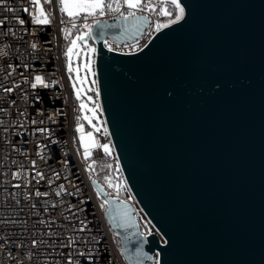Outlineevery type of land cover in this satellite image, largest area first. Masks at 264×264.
Here are the masks:
<instances>
[{
    "label": "water",
    "instance_id": "water-1",
    "mask_svg": "<svg viewBox=\"0 0 264 264\" xmlns=\"http://www.w3.org/2000/svg\"><path fill=\"white\" fill-rule=\"evenodd\" d=\"M180 4L183 19L135 51L104 43L138 37L131 18L100 19L103 39L93 24L101 112L159 233L120 227L95 185L132 264L138 247L160 264H264V0Z\"/></svg>",
    "mask_w": 264,
    "mask_h": 264
},
{
    "label": "built area",
    "instance_id": "built-area-1",
    "mask_svg": "<svg viewBox=\"0 0 264 264\" xmlns=\"http://www.w3.org/2000/svg\"><path fill=\"white\" fill-rule=\"evenodd\" d=\"M108 2H113V7L116 6L114 0ZM157 2L158 0H154V3ZM120 3L122 4V0ZM5 7L15 8L17 11L14 15L24 19L25 24L21 26L16 23L12 19L13 13L6 12ZM23 7H31L28 0H7L5 5L0 6V19L8 17V23L0 28V50H3L0 52V109H4L0 111V121L4 122L0 124V220L3 221L0 223V264H68L69 255L74 264H132L123 254L119 234L107 217L105 210L109 203L105 204L104 209H101L100 204L107 200L106 197L116 198V212L122 222L123 213L127 209L140 233L147 236L158 230L134 195L109 187L108 182L96 176L94 164L90 179L87 165L102 159L105 154L103 149L94 148L91 158L85 161L83 148L75 132L76 116L88 114L77 111L80 101L75 99L69 77L74 75L78 79L76 69H79L78 73L88 76L91 86L88 90L92 94L98 87L96 52L91 53L92 61L85 62L83 68L80 61L74 63L70 74L64 55L68 40H65L62 32L65 27L71 28L67 15H61L56 0H53L51 5H46L51 14V24L33 25L29 14L21 10ZM127 11L125 7L121 8L125 15ZM137 15L148 17L143 25V32L138 37L129 42L106 37L104 42L107 41L117 51H135L141 48L156 32L155 23L160 21L154 13L147 11L138 12ZM113 18H121L120 12L112 11L103 16L89 17L87 23L93 25L95 20ZM61 19L65 23L62 24ZM75 23L79 27L85 21L78 18ZM8 28L12 31L9 32ZM75 33L77 32L73 30L72 35ZM33 43L37 45L35 49L32 48ZM132 44L139 47L133 49L130 47ZM90 48L96 49V43L89 45L88 49ZM5 52L7 55L3 54ZM38 74L45 77L50 85L48 88H31L34 76ZM92 80H96L97 84L93 85ZM53 81L56 83L53 84ZM5 87L12 88L13 91L6 93ZM86 98V93L82 91L81 100L84 103ZM33 120L37 123L33 124ZM81 122L86 131L87 121ZM38 128L49 131L42 134L36 132ZM91 132L100 144L104 141L112 144L106 123L102 130ZM38 145L44 146L43 158L37 155L41 151ZM111 160L120 166L116 153ZM32 161L36 162L35 167L32 166ZM36 171L44 173V179H32ZM15 172H22L24 175L21 179H14L12 173ZM56 173L59 178H56ZM49 179L53 181L50 185ZM93 180L99 181L106 197L101 192L97 196V191L100 190L93 185ZM15 184H20L21 187H13ZM61 184L66 191L58 197L55 193ZM37 189L49 195L36 197L34 193ZM40 220L45 223H39ZM82 227L84 230L80 231ZM49 232L55 235H47ZM159 235L163 242L164 238ZM69 238L75 243L69 245ZM33 240L44 243L33 248ZM61 244L69 246L61 247ZM80 252H84L85 256H80ZM156 258L157 251L147 264H154Z\"/></svg>",
    "mask_w": 264,
    "mask_h": 264
},
{
    "label": "snow or ice",
    "instance_id": "snow-or-ice-1",
    "mask_svg": "<svg viewBox=\"0 0 264 264\" xmlns=\"http://www.w3.org/2000/svg\"><path fill=\"white\" fill-rule=\"evenodd\" d=\"M7 0H0V6L5 5ZM29 5L31 7H23L21 10L24 13H28L31 17V23L33 25H50L51 20V14L47 11L46 5H51L53 3V0H28ZM59 12L61 15H67L69 18V22L71 23V28L65 27L62 29V32L64 33L65 40H69V37L72 35L73 30L77 32V35L74 39H71L69 42V45L66 47V51L64 53L65 57L67 58V71L71 74L73 72V68L71 66L72 64V56L73 55H79V48L80 44L79 42H82L85 46H87V39H93L94 38V32H93V25L88 24L87 20L89 17L95 18L96 16H103L106 14V12H120V16L122 21L125 23V25H128L129 19L131 18V25L132 28L135 29L137 33L143 32V25L148 21V17L145 15H137L138 12L143 13L145 11L149 13L156 12L157 7L159 8L158 15L162 17H172L173 16V10L175 11L174 19H169L167 23H155L154 30L159 32L162 28L168 27L170 24H174L179 22L184 17V8L180 4V0H158V4H154V0H122V4L120 3V0H114L115 7H113V2H108V0H56ZM125 7L128 11L125 15L123 12H121V8ZM4 10L8 13H13L12 19L18 23L19 25H24L25 20L21 19L18 16H15L14 13L17 11L15 8L12 7H5ZM78 18H82L85 23L80 25L79 27L75 23V20ZM8 23V17H5L4 19H0V28H4L5 25ZM61 23H65L63 19H61ZM95 27L100 28V39L104 38L103 34V25L101 21L95 20L94 21ZM81 29H87V31H81ZM127 30V28L125 29ZM8 31L11 32L12 29L8 28ZM105 47L108 48L109 51H112V47L109 45L107 41L104 42ZM37 45L35 43L32 44V48L35 49ZM126 47H129L126 45ZM130 47L135 49L137 47L136 44H132ZM92 53L96 52L95 48L89 49ZM0 52H3V50H0ZM4 55H7V53H3ZM10 68H12V65H9ZM86 68H88V65H85ZM14 70V69H13ZM77 73L79 72V69H76ZM91 71V69H89ZM93 75H95L94 72H92ZM71 80V75H70ZM27 82V81H26ZM53 84L56 83L55 81L52 82ZM82 83V82H81ZM91 83L93 85L97 84L96 80H92ZM50 85L45 81V77L43 75H35L34 80L31 83V88L36 89L37 87L42 88H48ZM16 87H19V85H16ZM72 87L74 89L75 99L77 101H80L77 111L83 112L84 110H87L88 112L92 113V116L88 115H77L76 116V127L75 132L78 134L79 137V144L83 148V159L85 161H88L92 156V149L94 148H101L103 149V152L105 155H110L112 149L110 148L109 143L100 144L99 141L93 136V133L91 131L85 132L84 130V124L81 121H88V123L98 132L100 131L99 128H97L95 125L92 124V120L96 118V113L100 109V105L98 103L94 102V106L92 108H88V105L85 104L81 100V90L77 89L76 83H72ZM4 91L6 93H11L13 91L12 88L5 87ZM96 97L99 98V88L97 87L96 90ZM88 99L91 101L92 97H88ZM15 103V101H13ZM0 111H4V109H0ZM51 119V117H49ZM3 121H0V124H3ZM33 124L37 123L36 120L32 121ZM40 123H43V121H40ZM48 129L46 128H38L36 129V132L46 134L48 133ZM105 135H107V129L105 128ZM55 143V141H53ZM38 147L41 149V151L37 152V155L42 156V149L44 146L38 145ZM15 163V161H13ZM32 166L35 167L36 162L32 161ZM93 164H95V161H93L91 164L87 165V169L90 174L91 179V172L93 171ZM110 168L111 165H108ZM24 175L22 172H15L12 173V176L14 179H21V177ZM56 178H59V174H55ZM44 179V173L40 171H36L35 175L32 177V179ZM105 181L108 182L109 187H112L110 178L108 176L104 177ZM39 182V181H37ZM49 185L53 182L51 179H49ZM93 185L96 184V181H92ZM15 188H20V184L13 185ZM117 187V191H119V186ZM66 191L64 188V185H60L58 190H56V196H60L62 192ZM100 191H97V196H100ZM34 195L36 197L40 196H48L49 193L47 192H40L38 189L35 191ZM26 198H28V195L25 194ZM13 199H15V194L13 195ZM17 203L19 201L17 200ZM108 203L107 200H105L103 203L100 204L101 209L105 208V204ZM32 207H35V205H32ZM55 207V205H53ZM47 209H45L46 211ZM107 212V210H105ZM122 219L124 222L120 225V227L128 228V227H138L136 225L135 221L131 219V212L130 210H125L122 216ZM41 224H44V220L38 221ZM0 223H3L2 220H0ZM83 224V221H81ZM86 227V226H85ZM80 231H83L84 228L82 227L79 229ZM47 235H55L54 233H47ZM140 236H143L144 233H139ZM39 243H44V241H32V247L36 248ZM75 243L74 240L69 238V245ZM69 245L61 244V247H67ZM2 247V245H0ZM80 256H85L84 252L79 253ZM135 260L136 264H141L143 259H152V257H147L141 248H137L135 250ZM159 254H157V258L154 261V264H160L159 260ZM29 259H31V254H29ZM126 259H133V257H126ZM68 264H74L72 261L70 255L68 259ZM75 264H79V262H75Z\"/></svg>",
    "mask_w": 264,
    "mask_h": 264
},
{
    "label": "rangeland",
    "instance_id": "rangeland-1",
    "mask_svg": "<svg viewBox=\"0 0 264 264\" xmlns=\"http://www.w3.org/2000/svg\"><path fill=\"white\" fill-rule=\"evenodd\" d=\"M154 15H155L156 19L159 21L160 20L159 17L155 13H154ZM160 23H162V22H160ZM76 35H77V33L73 34L71 36V38H69L67 46L69 45L70 40L74 39ZM78 44H80L79 55H73L72 56V58H71L72 59L71 66L74 63H77L78 61H80L81 62V67L83 68V65L85 64V62H87L89 60L92 61L91 60L92 59V57H91V53L92 52L88 49V46L89 45L92 46L94 44V40L93 39L87 40V46H85L82 42H79V41H78ZM137 47H139V45H137ZM77 74L79 75V78L75 79L74 75H72L71 76V82L72 83L75 82L76 86H77V89L81 90V92L84 91L86 93V97L87 98H86L85 104L88 105V108H92L94 106V102L98 103L100 105L99 98L96 99L97 98L96 95L95 94H91L89 92V90H88L91 87L90 84H89L90 80H89L88 76L84 75V74H81V73H77ZM85 81H86V83H85ZM88 97H92V100L90 101L88 99ZM84 112L87 113L88 116H92L91 112H88L87 110H84ZM102 116L103 115H101V105H100V109L96 113V118L92 120V124L95 125L97 128H99L100 130H102L105 127L104 118ZM91 130H95V129L87 121V130L85 132H89ZM105 143H109V142L108 141H104L103 144H105ZM109 144H110V148L112 149L111 154L114 155L115 154V150H114L112 144L111 143H109ZM116 182H118V183L113 184L115 186V189L117 190L116 186H119V191L122 190L123 187H122L121 183H119L118 180ZM128 189H129V187H128ZM130 193H131V191H130Z\"/></svg>",
    "mask_w": 264,
    "mask_h": 264
},
{
    "label": "trees",
    "instance_id": "trees-1",
    "mask_svg": "<svg viewBox=\"0 0 264 264\" xmlns=\"http://www.w3.org/2000/svg\"><path fill=\"white\" fill-rule=\"evenodd\" d=\"M154 4H158V2L154 3ZM158 11H159V8L157 7L156 12H154V13L159 17V19H160L159 21L160 22L167 23L169 19H174V15H175V11L174 10H173V16L172 17L159 16L157 14ZM71 36H70V38H71ZM92 94L96 95V92L92 91ZM101 115H102V112H101ZM111 157H112V154L105 155L102 159H100V160L95 162L94 170H95L96 176L99 179L104 180V181H105L104 177L108 176L110 178V181H111L112 185L118 183V182H116L118 180L119 183H121V185L123 187L122 190H120V191L124 192L126 194H131L129 189H128V186L126 184V181H125V178L123 176V173H122V170H121L120 166L114 164V162L111 160ZM108 165H111V167L109 168ZM112 187L115 188L114 185Z\"/></svg>",
    "mask_w": 264,
    "mask_h": 264
}]
</instances>
